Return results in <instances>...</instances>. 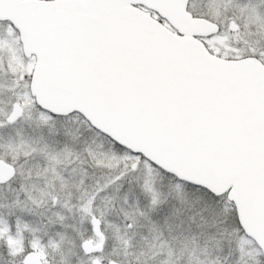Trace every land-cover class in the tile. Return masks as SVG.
I'll return each mask as SVG.
<instances>
[{
    "label": "snow or ice",
    "instance_id": "1",
    "mask_svg": "<svg viewBox=\"0 0 264 264\" xmlns=\"http://www.w3.org/2000/svg\"><path fill=\"white\" fill-rule=\"evenodd\" d=\"M0 264H264V0H0Z\"/></svg>",
    "mask_w": 264,
    "mask_h": 264
}]
</instances>
